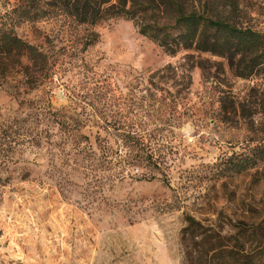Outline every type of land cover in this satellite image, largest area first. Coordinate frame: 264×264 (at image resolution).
Instances as JSON below:
<instances>
[{"label": "rangeland", "instance_id": "rangeland-1", "mask_svg": "<svg viewBox=\"0 0 264 264\" xmlns=\"http://www.w3.org/2000/svg\"><path fill=\"white\" fill-rule=\"evenodd\" d=\"M154 1L140 21L169 26L181 9L264 29V0ZM27 2L0 0V15L46 53L48 72L15 96L0 74V264H184L186 216L264 217V75L169 54L124 17L80 23L42 0L26 18ZM125 130L145 136L157 167L79 153L84 135L96 148L97 134Z\"/></svg>", "mask_w": 264, "mask_h": 264}, {"label": "trees", "instance_id": "trees-1", "mask_svg": "<svg viewBox=\"0 0 264 264\" xmlns=\"http://www.w3.org/2000/svg\"><path fill=\"white\" fill-rule=\"evenodd\" d=\"M40 1L28 0L27 5H19L18 9L22 10L21 14L26 18H37L40 16L38 13H44L38 4ZM47 1L80 23L95 24L110 17L127 18L133 21L142 35L155 41L169 54L179 49L208 52L223 58L236 76L248 78L264 75V29L257 30L222 18H212L200 11L182 12L181 9L177 10L174 22L169 26H161L155 21H140L138 14L158 6L154 0H146L149 5L136 3V0H116L115 3L111 0ZM127 1L132 5L131 8L126 7ZM32 6L36 9L33 12ZM5 15H0V74L4 79L12 77L16 81L13 85L3 84L15 96L19 86L30 88L40 84L48 72V57L36 44L22 39L3 17ZM11 87H14L15 92ZM109 127H112L111 123L104 126L105 131ZM70 128L66 122L68 132H71ZM113 134L116 137L112 136L111 131L104 135L97 134L94 138L96 148L84 135L87 144L85 147L79 146L84 161L117 162L122 167H140L142 163L158 166L153 161L151 145L142 133L125 130ZM110 137L113 141L118 140V147L111 146ZM120 148L124 150L123 154ZM261 150L264 152V148ZM256 158L264 160V153H258ZM142 176L144 178L145 175ZM185 221L187 224L182 228L180 237L184 264H264V217L252 223L237 219L227 224H204L190 215L185 217Z\"/></svg>", "mask_w": 264, "mask_h": 264}]
</instances>
